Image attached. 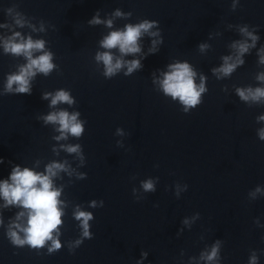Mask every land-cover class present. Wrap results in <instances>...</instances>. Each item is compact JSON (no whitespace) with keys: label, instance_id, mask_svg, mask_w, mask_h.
<instances>
[{"label":"water","instance_id":"obj_1","mask_svg":"<svg viewBox=\"0 0 264 264\" xmlns=\"http://www.w3.org/2000/svg\"><path fill=\"white\" fill-rule=\"evenodd\" d=\"M93 17L102 22L90 24ZM145 20L156 23L139 38L140 52L102 47L111 32ZM0 25V181L16 166L66 168L53 177L61 248L13 244L9 228L27 226V212L0 197V264H250L253 256L264 264V98L237 93L264 88V0H0ZM242 28L257 37L239 57L243 64L227 76L214 72L226 56L237 61L234 44H253ZM17 32L44 41L55 66L31 78L30 95L16 93L15 84L6 91L8 77L28 63L5 51ZM105 51L113 62L139 60L141 67L126 74L125 63L106 76L96 59ZM185 62L206 88L187 110L159 83L169 65ZM59 90L73 103L43 99ZM59 111L79 113V137L57 139L59 124L43 117ZM76 145L78 152L66 150ZM148 180L154 191L142 187ZM77 210L92 214L90 237ZM213 246L217 257L208 261Z\"/></svg>","mask_w":264,"mask_h":264},{"label":"clouds","instance_id":"obj_2","mask_svg":"<svg viewBox=\"0 0 264 264\" xmlns=\"http://www.w3.org/2000/svg\"><path fill=\"white\" fill-rule=\"evenodd\" d=\"M11 12V10H9ZM119 16L121 13L116 12ZM19 16V14H17ZM97 17H93L89 23H101ZM111 27L112 21L106 22ZM156 22L143 21L137 25H126L124 30H118L111 32L102 41L103 48L111 50L118 48L122 55L134 54L140 52V46L138 44L139 38L148 33ZM16 24L23 26L22 19H16ZM5 25H0V27ZM242 33H246L253 41L252 45L246 42H237L233 47L238 50V57L235 63H229L231 57H224V64L214 69V72L222 73L227 76L230 75L237 64H243V60L240 56H243L249 49L254 46V42L257 39L252 33H248L246 28L241 29ZM155 36L156 33H150ZM18 41V42H17ZM156 42L153 41V44ZM201 49L206 47L200 45ZM4 48L6 52H11L16 55H23L26 57L28 63L21 66L18 74H13L8 77L6 91H13V84L16 85L15 92L20 94H31L30 80L36 75L37 72L43 73L46 76L55 67L52 63V54L50 52L43 51L44 41H33L31 37L24 39L20 33H14L12 37L4 41ZM40 51L41 55L33 57V53ZM97 61H103L105 65V75L112 76L118 71L125 63L128 65V73H131L134 69L141 67L139 60H132L130 62L122 61L119 58L115 59L111 51H105L98 53L96 56ZM261 63H264V56L261 57ZM169 71L164 73V78L159 81L165 94L170 95L173 99L179 98L180 102L188 107H195L200 103V96L206 91L204 86V78L201 77V83L197 86L194 80L195 72L192 70L188 63H175L168 66ZM258 79L264 81V74L258 77ZM237 93L242 100L252 99L258 101L264 98V88H256L241 90L237 89ZM51 97L50 106H55L58 103L72 104L73 100L69 93L64 90L57 91L54 95L52 93H45L43 99H49ZM79 113L69 114L67 111L52 112L43 117L45 123H58L61 132V136L57 139L66 138V134L70 133L73 136L79 137L84 131L82 122L77 117ZM264 120V116L259 117ZM119 131V130H118ZM260 138L264 140V130H261ZM68 152H78L79 145L68 146L66 149ZM3 160L0 158V163ZM66 170L65 165L61 163H51L46 167L44 173L35 172L27 167L21 169L16 166L12 169L9 180L0 181V197L5 201V207L8 205H18L27 212V226H22L21 223H13L8 232V236L15 245L23 246L25 244L30 245L32 248H42L46 241H51L52 246L48 249L49 253L61 248V244L57 238H54V232H58V226L61 225V216L63 214L60 207L61 201L58 199L60 196V190L53 186V177L57 175L59 171ZM142 187L145 191H154L153 181L148 180L143 182ZM259 190V189H257ZM94 206V205H93ZM25 216V212L21 211L17 215V220H21ZM76 218L82 220V227L84 229V236H89L88 221L92 219V214L89 212L79 211L76 212ZM187 223V221H184ZM2 223V221H0ZM12 228L19 229L23 232L24 237L21 238L17 231H13ZM80 242L77 241V244ZM218 248L213 246L212 251L206 256L208 261H212L217 257ZM202 258H205L202 256ZM250 264H256V257L253 256L250 260Z\"/></svg>","mask_w":264,"mask_h":264}]
</instances>
